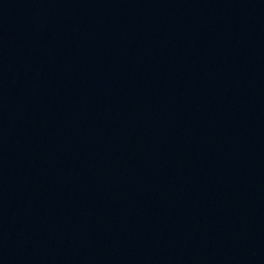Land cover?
Segmentation results:
<instances>
[{"label": "water", "instance_id": "95a60500", "mask_svg": "<svg viewBox=\"0 0 264 264\" xmlns=\"http://www.w3.org/2000/svg\"><path fill=\"white\" fill-rule=\"evenodd\" d=\"M0 264H264V0H0Z\"/></svg>", "mask_w": 264, "mask_h": 264}]
</instances>
